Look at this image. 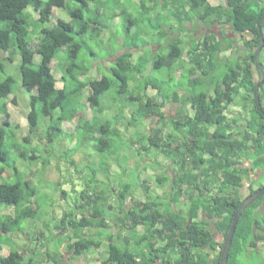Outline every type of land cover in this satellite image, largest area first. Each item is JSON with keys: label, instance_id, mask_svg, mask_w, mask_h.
<instances>
[{"label": "trees", "instance_id": "obj_1", "mask_svg": "<svg viewBox=\"0 0 264 264\" xmlns=\"http://www.w3.org/2000/svg\"><path fill=\"white\" fill-rule=\"evenodd\" d=\"M120 1L0 0V264H77L98 252L99 264H221L237 211L264 188L254 95L264 0H135L133 12ZM54 9L68 19L52 23ZM118 16L124 36L86 64L87 40L111 42ZM18 84L16 94H29L24 137L9 120ZM259 95L264 110V83ZM23 161L41 165L29 175L37 185L20 172ZM64 164L76 171L71 190ZM148 169L160 173L152 186L140 179ZM263 244L264 196L243 211L228 264Z\"/></svg>", "mask_w": 264, "mask_h": 264}, {"label": "rangeland", "instance_id": "obj_2", "mask_svg": "<svg viewBox=\"0 0 264 264\" xmlns=\"http://www.w3.org/2000/svg\"><path fill=\"white\" fill-rule=\"evenodd\" d=\"M208 1L211 4H214V5L223 2V0H208ZM135 2H137V1H135V0H121L120 1V5H123L122 9H125V10H127L129 12H133V11L136 10V8H134L135 7ZM34 16H36V14ZM58 19H68L67 18V13L65 11H63V10L54 9L52 23H56L58 21ZM109 23L113 24V27H114V29H113L114 38H112L111 42H106L104 44L103 43L102 44L101 43L98 44L97 42H94V41H91V40H87L88 41L87 47H83V53H82V59L85 61L86 64L94 66L95 64H97L98 60L102 62L105 58H107V54L111 50V48L115 49V47H114L115 45H114L113 42H115V41L117 42L118 39H121L124 36L123 31H122V27H123V24H125V21H124L123 17L118 16V17L114 18V20H112ZM227 37L230 38V39L234 38L236 40H239V37L234 35V34L228 35ZM107 40H109V39H107ZM104 41H106V40H104ZM241 46L242 45L240 44L239 48ZM236 48H238V45H236ZM145 51H146V53L149 54V52L147 50H145ZM91 52H95L97 57L92 56ZM231 54H232V52L229 51V52H226L224 54V56H230ZM113 60H114V56L108 59L109 62H113ZM81 62H83V61L81 60ZM14 65H15V67L10 68L12 71L16 70V63H14ZM10 74H12V73H10ZM176 75H179V73L176 72ZM19 84H20V81H19ZM19 84L15 86L14 92H13L12 96H10V98L8 100V105H9V109H10L9 111H10V116H11L9 120H10V122L13 125H18L19 130L17 132L21 133V136L24 137V135L26 136V134L28 132V126H29V123H28V112H29L28 104H29V99L26 96L28 93L26 95H24V94H16V93L19 92L18 91V89L20 88ZM62 85H63L62 83L58 84L59 87H62ZM149 93L152 94L153 93L152 90H149ZM2 102H6V100H4ZM84 102H87V100L85 99ZM251 104H252V102H251ZM231 109H232L233 113L235 111H239L238 108H236V109L231 108ZM86 110H87L86 111L87 117L88 118L91 117V109H90V107L88 106V108ZM75 127H76V123L75 122L74 123H69V124L66 125V128L68 130L75 129ZM9 133H11V132L9 131ZM64 137H69V139H71L69 135H65ZM39 140H40L39 138L33 140V146L35 147L37 145L38 147L40 146V147L43 148L44 144L42 142H40ZM18 142L20 143V141H18ZM25 148L28 151L31 149V147L29 145H26ZM37 155H39V153ZM77 155H78V157H76V159L78 161H80V158H79L80 156H79V154H77ZM91 155L92 154L90 153L89 156H91ZM133 159L136 161V156H133ZM85 162L87 164V161H85ZM133 162L134 161L132 160L131 161V165H133ZM151 163H153V162L151 161ZM93 164L94 163H89L88 168H87L88 171H90V169H91V171L95 170V165H93ZM40 166L41 165H38L36 163L32 164L30 162H25V161L18 163V168H19L20 172L23 174V176L25 178H28L29 180H31L33 182V184H35V185L38 184V179H35V176L34 177L33 176L30 177L29 175H31L34 171H37V169H39ZM125 167H127V170H128V173H129L128 177L125 180L127 182L131 183V185L133 187V191H134V196L136 198H140L141 200H144L145 196H144L143 190H141V185H139V182L136 179V173H137L138 170L133 171V169L127 164H126ZM163 167H164V165H162V169H163ZM63 170L64 171H63L61 177H63V181H67V183H65L63 185V188H65L67 190H71L70 189L71 188V184H70L69 181L71 180V175L75 174L76 171L74 169H67L66 164H64V169ZM165 170L167 171V169H165ZM56 171H57V169L53 168V166H52L51 169L48 172V178L52 182H53V179L58 177ZM166 173H167V175H169L171 173L170 169ZM158 174H160V173L157 172V171H153V170L148 169L147 171L141 173L140 179L142 181L146 180L148 182V186H152L153 182H155V179L158 176ZM6 180H7V177H5V181ZM162 191H165V190L163 188L162 189L161 188L158 189L157 190V194L163 196V192ZM247 194H248V190H247ZM72 196H74V195L72 194ZM57 200H59V202H60V198H55L53 204ZM63 203L66 204L67 202L65 201ZM64 204L60 203V206H62ZM55 209H56V212L60 215L64 208H61V207L59 208V206L56 205ZM28 223L29 222L26 221L23 224V226H27ZM18 241L21 244L23 242V241H21V239L18 240ZM8 248H5V249L9 250ZM5 252H7V251L5 250ZM99 255H100L99 252L98 253H93V254H91L89 256V259L87 258V261L85 259H79L77 261V264H99L97 262ZM242 264H264V244L261 246L259 251H255V252L250 253L243 260Z\"/></svg>", "mask_w": 264, "mask_h": 264}, {"label": "water", "instance_id": "obj_3", "mask_svg": "<svg viewBox=\"0 0 264 264\" xmlns=\"http://www.w3.org/2000/svg\"><path fill=\"white\" fill-rule=\"evenodd\" d=\"M263 22H264V15L261 18V21H260L259 26H258L259 32H260L261 43L255 52V61H256V68H257L259 80L255 85L254 95H255V102H256L257 109L264 116V110L262 109V105L260 102V95H259L260 87L264 83V70L260 64V54L264 48V34H263V29H262ZM263 196H264V188H261L258 191H256L255 193H253L250 196H248L247 198H245V200L241 204L239 210L237 211V213L234 217V220H233V223L230 227V230H229V232L225 238L224 246H223V250H222V255H221V264H228L229 253H230L233 238L235 235L236 227H237L238 221H239L243 211L247 207H249L252 203H254L255 201H257L259 198H261Z\"/></svg>", "mask_w": 264, "mask_h": 264}, {"label": "flooded vegetation", "instance_id": "obj_4", "mask_svg": "<svg viewBox=\"0 0 264 264\" xmlns=\"http://www.w3.org/2000/svg\"><path fill=\"white\" fill-rule=\"evenodd\" d=\"M264 23V22H263ZM262 28H263V26H262ZM214 32H218L219 34H220V30H218V29H216L215 27H214V29H212ZM264 33V32H263ZM229 35V32L228 33H226L225 34V36L227 37ZM246 192H247V190H246Z\"/></svg>", "mask_w": 264, "mask_h": 264}, {"label": "clouds", "instance_id": "obj_5", "mask_svg": "<svg viewBox=\"0 0 264 264\" xmlns=\"http://www.w3.org/2000/svg\"><path fill=\"white\" fill-rule=\"evenodd\" d=\"M263 29V28H262ZM258 49V48H257ZM264 49V48H263ZM263 51V50H262ZM262 53V52H261ZM261 55V54H260Z\"/></svg>", "mask_w": 264, "mask_h": 264}]
</instances>
